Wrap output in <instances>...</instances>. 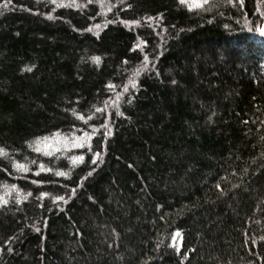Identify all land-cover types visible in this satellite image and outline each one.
Masks as SVG:
<instances>
[{"label":"trees","instance_id":"16d2710c","mask_svg":"<svg viewBox=\"0 0 264 264\" xmlns=\"http://www.w3.org/2000/svg\"><path fill=\"white\" fill-rule=\"evenodd\" d=\"M0 150V264H264V0H0Z\"/></svg>","mask_w":264,"mask_h":264},{"label":"snow or ice","instance_id":"6c2138e0","mask_svg":"<svg viewBox=\"0 0 264 264\" xmlns=\"http://www.w3.org/2000/svg\"><path fill=\"white\" fill-rule=\"evenodd\" d=\"M149 19H151V18H149ZM93 59L94 60H98L99 58L98 57H93ZM117 114H119V113H117ZM110 134V133H109ZM0 154H2V150H0ZM15 166V165H14ZM20 167H22L23 168V166L21 165ZM23 170L24 171H27V168H23ZM56 175H65V173H61V172H57L56 173ZM43 195V194H42ZM23 199H27V197L25 196V197H23ZM56 199L57 200H62L63 199V197H56ZM10 250V249H9Z\"/></svg>","mask_w":264,"mask_h":264}]
</instances>
